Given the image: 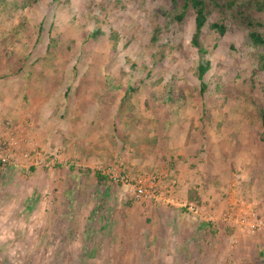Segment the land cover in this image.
<instances>
[{
	"label": "rangeland",
	"instance_id": "obj_1",
	"mask_svg": "<svg viewBox=\"0 0 264 264\" xmlns=\"http://www.w3.org/2000/svg\"><path fill=\"white\" fill-rule=\"evenodd\" d=\"M203 1L199 54L182 0H0V264H264V0Z\"/></svg>",
	"mask_w": 264,
	"mask_h": 264
},
{
	"label": "trees",
	"instance_id": "obj_2",
	"mask_svg": "<svg viewBox=\"0 0 264 264\" xmlns=\"http://www.w3.org/2000/svg\"><path fill=\"white\" fill-rule=\"evenodd\" d=\"M22 1H23L22 4L25 6H31L35 2V0H22ZM177 1L178 0H170L173 7H177V5H176ZM213 4L216 5L215 0H213ZM188 9H192L194 11V20H193V22H194V33L191 37L190 44L192 47L197 49V52L199 54H204L205 50L202 48V46L200 44V35H201V31H202V29L205 25V22H206V14H207L206 5H205L203 0H182V4L178 8V14L175 15V20L178 22H181ZM257 25H259V24L255 23L253 20H250V19L246 20V27L248 29V36L247 37H248L249 42L254 47L260 48L261 50L264 51V36L261 35L257 31V29H256ZM17 26H19V25H17ZM211 28L214 29L220 35L224 34L225 29L223 26H221L219 24H213V25H211ZM15 31L17 32L18 29ZM97 32H99V30H96V32H94L93 35L96 36ZM93 35H92V38H93ZM111 40L113 42H116L117 37L111 36ZM37 41H39V39H37ZM47 49H48V46H47ZM5 57H8V56H5ZM42 57L43 56H39V58H42ZM33 58H34V56H33ZM39 58L37 56V57H35V60H37ZM12 63H14V62H12ZM256 63H257V71L263 72L264 71V52H262L261 54H259L257 56ZM208 69H209L208 63H203V62H199L197 67H196L195 78L199 83L200 94H203L207 88L205 81H204V77H205V74L208 71ZM129 95H130V93L127 89L124 92L123 97H130ZM164 99H165V101H170L171 100L170 94L165 95ZM260 119H261L262 127L264 129V111L260 112ZM97 177H99L100 179L103 178L100 176H97ZM204 226H209V224L207 222H202L200 224V227L202 228Z\"/></svg>",
	"mask_w": 264,
	"mask_h": 264
},
{
	"label": "built area",
	"instance_id": "obj_3",
	"mask_svg": "<svg viewBox=\"0 0 264 264\" xmlns=\"http://www.w3.org/2000/svg\"><path fill=\"white\" fill-rule=\"evenodd\" d=\"M1 158H2V153H1V147H0V159ZM154 181H151V185L149 186V190H148L142 178H139V180H136L135 184L133 185L134 192L136 193V197L154 199L155 201H161L163 199V193H154L153 191H150V189L154 186L153 185ZM164 201H166L165 203H170V198H167ZM188 210L190 212L196 213L197 207L190 204L188 207ZM227 218L230 219L231 215L227 216ZM235 224L239 226V228L241 229L246 228L248 233H250L251 235H254L257 233L264 234V221L256 218L254 214L238 215L235 218Z\"/></svg>",
	"mask_w": 264,
	"mask_h": 264
},
{
	"label": "crops",
	"instance_id": "obj_4",
	"mask_svg": "<svg viewBox=\"0 0 264 264\" xmlns=\"http://www.w3.org/2000/svg\"><path fill=\"white\" fill-rule=\"evenodd\" d=\"M1 76V75H0Z\"/></svg>",
	"mask_w": 264,
	"mask_h": 264
}]
</instances>
